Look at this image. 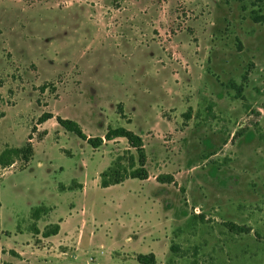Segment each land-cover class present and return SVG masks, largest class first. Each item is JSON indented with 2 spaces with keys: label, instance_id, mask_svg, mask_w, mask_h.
Wrapping results in <instances>:
<instances>
[{
  "label": "rangeland",
  "instance_id": "1",
  "mask_svg": "<svg viewBox=\"0 0 264 264\" xmlns=\"http://www.w3.org/2000/svg\"><path fill=\"white\" fill-rule=\"evenodd\" d=\"M4 111L0 150L36 130L27 165L0 166V178L13 169L0 179L1 241L31 239L37 206L51 208L40 228L87 220L77 242L57 236L19 264H140L131 257L150 247L155 264H264V0H0ZM57 115L88 136L140 135L148 181L101 187L108 167L138 166L135 148L117 137L93 149L56 132ZM77 181L83 193L60 188Z\"/></svg>",
  "mask_w": 264,
  "mask_h": 264
},
{
  "label": "trees",
  "instance_id": "2",
  "mask_svg": "<svg viewBox=\"0 0 264 264\" xmlns=\"http://www.w3.org/2000/svg\"><path fill=\"white\" fill-rule=\"evenodd\" d=\"M254 19L256 21L260 20V16H255ZM44 88V86H41ZM120 115H123L122 105L119 104V109L117 111ZM53 117L52 113L49 111L42 112L36 121V124H40L45 120ZM56 122L66 131H70L77 135L80 139L88 143L93 149L98 148L102 143L103 139L110 140L117 137H123L127 140L130 146L135 148L137 154V163L138 166L129 171H124L122 174L118 173L116 170L111 171V168L108 167L106 170L102 171L99 175V184L101 187H107L109 185L117 184L123 181L126 178H138V179H146L147 171L143 167L145 161V152L143 147V140L140 135L136 134L134 131L127 129L122 126L111 127L107 126L103 135L99 136H88L82 130L80 124L71 118H65L61 116H55ZM36 126H32L30 128L29 133L26 136L24 143L20 146H12V145H4V147L0 150V166L8 167L12 165L16 161H20L22 163V167L26 166V164L30 161L33 156V145L31 142L32 134L36 130ZM45 133V132H44ZM43 135V134H42ZM162 175H157L156 179L158 181L161 180ZM170 179V178H169ZM172 179H170L171 181ZM47 208L45 206H37L32 209V217L37 218L42 212H45ZM200 219L202 220V215H197L192 217V219ZM191 221V220H190ZM188 221L187 227L192 226L193 223ZM59 227L57 224H52L47 226L43 231V236H49L57 233ZM180 231L182 228H177ZM229 229L232 230V227L229 226ZM178 230V231H179ZM169 250L172 255H174L178 251V246L172 243L169 247ZM136 260L142 264H155V256L152 252L149 253H139L136 255ZM172 261V257L168 258V263Z\"/></svg>",
  "mask_w": 264,
  "mask_h": 264
},
{
  "label": "crops",
  "instance_id": "3",
  "mask_svg": "<svg viewBox=\"0 0 264 264\" xmlns=\"http://www.w3.org/2000/svg\"><path fill=\"white\" fill-rule=\"evenodd\" d=\"M6 117V111H4V113L0 116V122L5 119ZM53 117L45 120L44 122L40 123L39 125L40 126V129H44V126L48 123H54L53 122ZM53 126H51L52 128H55L56 132H59V129L58 127H60V125L58 123H56V126H54V124H51ZM39 127V126H38ZM46 132H47V129H44ZM34 136L32 137L31 141H32V145H33V155L35 154V144H34ZM10 145V144H8ZM12 146H16V145H12ZM32 159V158H31ZM30 159V160H31ZM27 165V164H26ZM38 165L41 166L42 164L40 162H38ZM9 168V167H7ZM13 170V169H12ZM12 170H9L7 169L6 171H4L2 174H1V178L8 172H11ZM100 175V174H99ZM0 178V179H1ZM100 179V178H99ZM127 179V178H126ZM125 180V179H124ZM141 180H144V181H148V178L146 179H141ZM122 182V181H121ZM120 182V183H121ZM156 183L158 185H161L163 186L164 182H160V181H157L156 180ZM118 184V183H117ZM100 185V184H99ZM114 185V184H113ZM111 186V185H109ZM79 188L81 190V193L84 192V182L82 181H77L76 185H60V188L61 189H73V188ZM108 187V186H107ZM44 206V205H43ZM47 210L45 212H42L39 217L37 218H33V223L31 224V231H32V235H31V239L29 240H26L25 241V244H20L19 246H8V245H5L2 241H1V238H0V264H19L20 262H23L24 260L27 261V256L28 255H33L34 254V251L37 250L38 246L39 245H44V244H50V246L53 244V241L52 240H56V237L58 236V242L62 241L63 239H66L68 237H70L71 240H75V237H76V242L77 240L81 239L82 236L84 235L85 233V230H86V227H87V220H84L82 219L78 225L79 226H76L77 228H74V227H71V224H70V217L71 215L68 214V215H65V216H61L57 219V222H50V223H46L45 226L43 228H40L38 226H36V222L39 218H41L42 215H45V214H48V212L51 210L50 207H47ZM81 213L84 214L85 212L83 211V209H81ZM0 214H1V202H0ZM31 216H32V213H31ZM1 221V219H0ZM52 224H57L59 229L57 231V233L55 234H52V235H49V236H43L42 235V231L49 225H52ZM90 233H92L91 235L93 236L94 235V230L92 229H89ZM136 231V230H135ZM3 231L0 229V236H1V233ZM136 233V234H135ZM135 233H132L133 235L137 236L138 232L136 231ZM35 239L37 240L35 242ZM128 241H132V244H130V247H134L136 244L137 245H141V242L139 243L138 242H134V240L132 239V236L129 237V238H126ZM139 240H144V237L142 238H139ZM75 242V243H76ZM145 246H149L150 245V241L146 239L145 241ZM141 247V246H140ZM132 249V248H131ZM131 251V250H130ZM149 252H152L155 256V260L158 258L157 257V253L155 252L154 249H152L151 247L148 248V250H142V251H139L137 254L139 253H149ZM136 254V255H137ZM136 255L135 257L132 256L131 259L136 260ZM138 262V261H137ZM139 263V262H138ZM142 264V263H140Z\"/></svg>",
  "mask_w": 264,
  "mask_h": 264
}]
</instances>
